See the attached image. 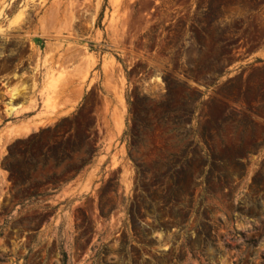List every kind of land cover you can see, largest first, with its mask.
<instances>
[{"label":"rangeland","instance_id":"obj_1","mask_svg":"<svg viewBox=\"0 0 264 264\" xmlns=\"http://www.w3.org/2000/svg\"><path fill=\"white\" fill-rule=\"evenodd\" d=\"M71 121L91 165L51 185L78 156L42 171L36 147L35 192L15 187L10 147ZM63 253L264 264V0H0V264Z\"/></svg>","mask_w":264,"mask_h":264},{"label":"trees","instance_id":"obj_2","mask_svg":"<svg viewBox=\"0 0 264 264\" xmlns=\"http://www.w3.org/2000/svg\"><path fill=\"white\" fill-rule=\"evenodd\" d=\"M144 99V98H143ZM131 107H135L138 104L129 102ZM84 106L81 105V108ZM188 111L184 112V115H188ZM65 119L64 121H67ZM135 122L138 123V120L135 119ZM71 125L69 129L62 134L60 132L55 133V140L52 144H48L47 146H42L43 139L40 136H34L32 139L27 142H20V145H23L24 148L21 152L20 158L17 160V164H14L16 146H11L9 149L8 156L4 159L3 167L6 171L10 173V177L14 182L15 187L26 186L29 184V187L32 188V192H35V188L39 182H31L30 172L36 173L38 165L36 163L35 148L40 147L39 156H40V164L41 170L44 171L48 166L49 162H53V170H57L64 164L66 161L72 162L74 157L77 155L78 158L73 165H68L66 167L67 173L56 174L45 176V181L51 185L60 186L62 184H66L72 180H74L86 167L91 165L93 159L98 152V148H96V142L92 141L90 131H86L85 136L82 137L81 142H76L73 137L74 123L71 121ZM63 124H58L55 130L61 129ZM215 160L213 161V164ZM235 163L238 166H242L240 159H235ZM212 164V165H213ZM18 165V166H17ZM30 167L28 171H24V168ZM263 169L260 170L256 174L253 179V185L256 188H259L260 180L262 177ZM102 215L103 212H102ZM63 256V264L67 263V255L65 253Z\"/></svg>","mask_w":264,"mask_h":264},{"label":"bare ground","instance_id":"obj_3","mask_svg":"<svg viewBox=\"0 0 264 264\" xmlns=\"http://www.w3.org/2000/svg\"><path fill=\"white\" fill-rule=\"evenodd\" d=\"M31 128H32V127H31ZM31 128H28L26 131H23V132H21V133H22V135H23V134H26V133H29V132H31V131H32V129H31ZM20 135H21V134H20ZM22 135H21V136H22Z\"/></svg>","mask_w":264,"mask_h":264},{"label":"crops","instance_id":"obj_4","mask_svg":"<svg viewBox=\"0 0 264 264\" xmlns=\"http://www.w3.org/2000/svg\"><path fill=\"white\" fill-rule=\"evenodd\" d=\"M39 38V37H38ZM14 100H15V98H14ZM15 106H13V108H14ZM29 114V113H28ZM36 117V115L35 116H33V118H35ZM34 123H37L36 121H34V122H32L31 123V125H33Z\"/></svg>","mask_w":264,"mask_h":264},{"label":"flooded vegetation","instance_id":"obj_5","mask_svg":"<svg viewBox=\"0 0 264 264\" xmlns=\"http://www.w3.org/2000/svg\"><path fill=\"white\" fill-rule=\"evenodd\" d=\"M3 79V78H2Z\"/></svg>","mask_w":264,"mask_h":264}]
</instances>
